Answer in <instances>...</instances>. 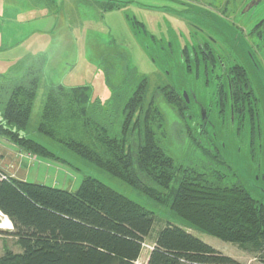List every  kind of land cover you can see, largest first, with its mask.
<instances>
[{"label": "rangeland", "instance_id": "1", "mask_svg": "<svg viewBox=\"0 0 264 264\" xmlns=\"http://www.w3.org/2000/svg\"><path fill=\"white\" fill-rule=\"evenodd\" d=\"M124 1L127 2V6L111 10L109 7L114 5L106 0H0V30L7 44L6 56H0V81L20 79L27 73L29 64L36 59L40 61L41 58L38 57L41 55L45 57L44 72L41 73L39 91L25 134L67 161L43 158L24 151L15 144L21 155L27 157L22 158L25 161L22 168L27 173V179L75 191L80 187L83 178L93 177L154 212L157 222L153 236L171 222L192 230L195 236L224 255L232 257L238 264H262L256 254L243 250L238 244L225 242L189 226L174 211L142 190L97 167L38 131L42 109L51 86L88 87L92 100L105 107L107 112L101 114L104 119L92 117L90 130H79L77 132L79 137H75L92 145L89 140H92L97 132L103 135L113 128L121 131L125 105L138 87L145 85L143 118L150 114L151 117L147 118L150 123L152 122L151 127L155 129V133L168 134L169 137H165L163 145L167 146L169 153L179 164L203 170L202 163L214 158L215 163L207 161L209 168L204 167L208 175H211V172L222 174V178L218 179L220 185H241L255 199L262 200L264 53L256 54L253 48L263 47L260 51L264 50V40L262 38L258 40L256 35L250 40L246 27L245 32H241V28L247 24L244 22H250L251 17L244 15L239 16L240 19L235 18L230 9L222 10L220 13L205 9L207 8L204 6L205 3L211 0ZM176 10L183 11L181 12L183 15H178ZM263 12L255 13L253 10L252 14L258 15L252 21H257ZM206 20H214L213 25L206 23ZM189 21L193 22L192 26L188 25ZM195 25L216 38L220 52V46L233 47V59L245 66L247 80L251 82L252 95L248 98L261 105V109L259 106L255 107L254 116L250 114L249 117V113L243 112V107L251 108L250 104L239 106L236 99L234 121L235 114L228 108V103L225 104L226 109L222 110L224 104L218 98V84L213 80L194 81L190 71L182 66L180 59L178 62L175 55L170 56L168 47L171 46V39L175 35L185 39L191 35L190 28L196 31L193 36H198L201 29ZM180 41L183 42L181 39ZM180 65L183 68H178ZM201 71L206 73L205 70ZM173 89L183 98L184 93L189 95L190 101L184 99L187 105L190 104V109L183 107L184 104L180 106L176 96H172L176 94H171ZM196 97L206 108L204 123L209 126V132L217 137L213 142L219 145L217 155L214 145L209 144L204 134L199 133L203 121L201 112L197 109ZM194 105H197L195 107L197 117L193 116ZM222 115H225L227 123ZM258 119L262 122L261 126L255 125ZM8 141L0 133V150ZM133 147L136 148L134 145ZM189 147L192 156L186 153ZM196 154L198 156H195ZM217 161L220 164H216ZM6 175L7 179L11 177ZM152 182L150 181L148 185H153ZM2 218L0 216V223L3 222ZM9 230L12 231L13 228ZM9 230H0V257L8 251L18 252L20 249L16 239L6 233ZM153 244L154 241L148 239L136 264H146Z\"/></svg>", "mask_w": 264, "mask_h": 264}, {"label": "trees", "instance_id": "2", "mask_svg": "<svg viewBox=\"0 0 264 264\" xmlns=\"http://www.w3.org/2000/svg\"><path fill=\"white\" fill-rule=\"evenodd\" d=\"M38 58L41 60L29 64L27 73L20 79L0 81V133L24 151L67 162L25 134L45 68V57ZM190 73L198 81V73ZM225 78L221 91H225L223 95L229 107L232 82L230 77ZM143 86L138 87L123 109L121 131L113 128L103 135L97 132L89 140L92 145L75 137H79V130H90L92 117L104 119L101 114L105 107L92 100L88 87L51 86L38 131L142 190L189 226L238 244L256 254L264 264V198L255 199L238 184L220 185L218 179L223 175L215 172L208 175L204 169L209 168L207 161L215 163L214 158L202 161L203 170L179 164L163 145L168 134L155 133L147 118L150 114L143 118ZM245 87L247 96L252 95V89ZM174 93L172 96H176L180 106L184 104L183 107L190 109L183 96L175 89L171 94ZM233 99L236 105L235 95ZM237 101L239 106L250 104L249 117L256 114V106L261 109V105L248 97L240 95ZM197 105L192 109L194 112ZM222 117L227 123L225 115ZM235 118L236 114L234 121ZM257 124L261 126V120L255 121ZM208 129L204 124L199 133L214 145L217 155V143H213L214 137ZM190 148L186 151L188 156L193 155ZM150 181H153L151 186ZM0 212L11 220L14 229L6 233L16 239L20 248V252H6L0 257V264H136L148 239L154 244L146 264H238L182 225L168 222L153 236L157 222L154 212L90 176L83 178L75 191L12 177L0 180Z\"/></svg>", "mask_w": 264, "mask_h": 264}, {"label": "flooded vegetation", "instance_id": "3", "mask_svg": "<svg viewBox=\"0 0 264 264\" xmlns=\"http://www.w3.org/2000/svg\"><path fill=\"white\" fill-rule=\"evenodd\" d=\"M189 1L195 2L197 0H189ZM106 2L114 5L113 7L122 8V7L127 6V2L124 0H106ZM178 4L179 3H177V5ZM204 6L207 7L205 9L207 10L211 9L210 11L216 12V13H220L222 10H225V9H230L232 15L235 18H239V16L249 15L248 17H251L250 18L251 21L244 22L247 24H244L245 26L244 28H241L242 29L241 32H245V27H246L248 34L250 36V40L251 38H253L254 35L257 36L258 40H260L261 38L264 40V12L260 16H258V18L256 19L257 21L255 22L252 21L258 15V13L252 14L253 10H255V13L264 11V0H211L210 2L205 3ZM183 8L185 10L187 9L185 5H183ZM176 11L178 15H183L181 13L183 11H178V10ZM180 17L186 18L185 16H180ZM206 23L213 25L214 20H206ZM189 24L192 26L193 22L189 21L188 25ZM233 24H235V22ZM195 26L201 29L199 30L200 34L199 33L197 34L198 36L196 35L193 36V33L196 31H194V29H191V28L189 29V32L191 35L186 37L185 39L174 34L175 37H173V39H171L172 41L170 42L171 46L168 47L169 49L167 48L169 52L171 53L170 56L175 55L176 58H178V62L180 59V62L182 63L183 67L188 66L187 67L189 68L188 71L192 73L197 72L198 80L203 81L205 79L206 82H209L210 80L215 81L218 84V89H217L218 98L220 102L224 104V106L228 101H227V97L223 95L225 94V91L224 90L221 91V88L224 87L223 85L227 81L225 78L226 76L228 78L230 77L231 82H232L229 84V90L231 93V101L234 98V95L236 99H240V95L244 98L249 97L247 96L245 92V89H246L245 86L249 87L250 91L252 89V86H251V82L247 80L248 78V74L246 72L247 69L241 62H239L236 59H233V56H232L233 47L231 46L227 47L226 45L220 46L221 48V52H220L216 45L217 44L216 38L211 33L206 32L205 29L199 27L198 25H195ZM198 37H201L202 39H198ZM180 39L183 40V42H181ZM237 41L239 42V37H237ZM249 45L252 47L251 42H249ZM173 48H174V51H173ZM261 48L263 49V47H260V49ZM253 49H254V52H256V54L264 53V50L260 51L258 47L253 48ZM182 66L180 68H182ZM201 70H205L206 73H202ZM220 92L222 93V95L220 94ZM195 99L198 102L197 109H199V111L201 112V119L204 125L206 123H204V120L202 117L203 103L199 102L200 100L197 99V97ZM239 101H237V103H239ZM224 108L226 109V106ZM228 108L233 111V114H235L234 99L232 101V104L231 105L229 104ZM244 111L245 113H248V107H245L243 109V112ZM196 115L197 113L193 111V116H196ZM203 125L201 124L200 128Z\"/></svg>", "mask_w": 264, "mask_h": 264}, {"label": "crops", "instance_id": "4", "mask_svg": "<svg viewBox=\"0 0 264 264\" xmlns=\"http://www.w3.org/2000/svg\"><path fill=\"white\" fill-rule=\"evenodd\" d=\"M0 32H1L0 33V56L5 57L7 44H6L3 32L1 30ZM17 148L18 147L14 143H11L10 141H8L7 145H4L1 148L0 150V169L4 173L8 174V176H11L12 178H15L21 181L40 183V182L30 181L29 179H27V173H25V171L22 168L23 164H25V161H23L22 158L25 157V155H21L22 153ZM18 153L19 155H21L20 160L18 157ZM26 158L27 157H25V159ZM0 216L3 217L2 218L3 222L0 223V229H8V230L12 229L13 226H12V223L9 221V219L6 216L2 215L1 212H0ZM188 231L196 235L192 230L188 229ZM18 252H20V250H18ZM148 257H149V254H148ZM148 257H147V260H148Z\"/></svg>", "mask_w": 264, "mask_h": 264}, {"label": "water", "instance_id": "5", "mask_svg": "<svg viewBox=\"0 0 264 264\" xmlns=\"http://www.w3.org/2000/svg\"><path fill=\"white\" fill-rule=\"evenodd\" d=\"M184 98H186V101H190L189 95L187 93H184ZM206 115H207L206 108L203 106V108H202V117H203V120L206 119ZM212 135L214 137L213 140L215 141L217 139V137H216L215 134H212ZM216 145H218V144H216ZM218 147H219V145H218ZM263 194H264V192H263ZM263 198H264V196H263Z\"/></svg>", "mask_w": 264, "mask_h": 264}, {"label": "built area", "instance_id": "6", "mask_svg": "<svg viewBox=\"0 0 264 264\" xmlns=\"http://www.w3.org/2000/svg\"><path fill=\"white\" fill-rule=\"evenodd\" d=\"M0 178H1L0 180L7 179V178H6V175H4L1 171H0Z\"/></svg>", "mask_w": 264, "mask_h": 264}, {"label": "bare ground", "instance_id": "7", "mask_svg": "<svg viewBox=\"0 0 264 264\" xmlns=\"http://www.w3.org/2000/svg\"><path fill=\"white\" fill-rule=\"evenodd\" d=\"M5 215V214H4ZM10 220V219H9ZM12 223V222H11ZM12 226H13V224H12ZM13 229H14V227H13Z\"/></svg>", "mask_w": 264, "mask_h": 264}]
</instances>
